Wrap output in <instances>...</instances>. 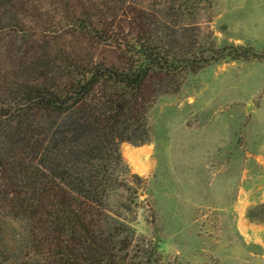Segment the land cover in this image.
Instances as JSON below:
<instances>
[{
	"label": "trees",
	"instance_id": "1",
	"mask_svg": "<svg viewBox=\"0 0 264 264\" xmlns=\"http://www.w3.org/2000/svg\"><path fill=\"white\" fill-rule=\"evenodd\" d=\"M100 1L99 14L59 4L76 47L33 63L37 72L0 73V264H168L159 234L139 238L127 217L139 187L119 178L129 170L120 146L151 140V109L182 79L253 57L211 32L201 39L197 0ZM17 4L0 0V35L32 40L38 22L12 15ZM98 47L116 58L100 60ZM119 191L128 197L115 204ZM248 216L264 220V205Z\"/></svg>",
	"mask_w": 264,
	"mask_h": 264
},
{
	"label": "rangeland",
	"instance_id": "2",
	"mask_svg": "<svg viewBox=\"0 0 264 264\" xmlns=\"http://www.w3.org/2000/svg\"><path fill=\"white\" fill-rule=\"evenodd\" d=\"M64 2L73 10L85 4L94 14L103 4L18 0L12 15L20 13L38 28L29 41L13 30L0 35V73L51 62L79 44L61 19ZM197 5L203 41L211 32L218 47L243 46L253 57L228 58L188 75L151 109V140L121 144L129 170L119 178L139 187V206L127 217L139 238L159 234L168 264H264V220L248 216L264 205V0H197ZM86 45V54L96 48ZM95 52L100 60L116 58L107 48ZM127 197L119 191L114 203Z\"/></svg>",
	"mask_w": 264,
	"mask_h": 264
}]
</instances>
